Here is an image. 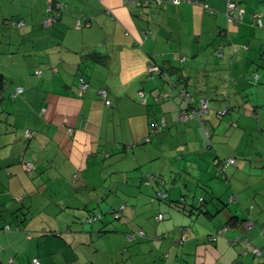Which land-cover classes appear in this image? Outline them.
Returning <instances> with one entry per match:
<instances>
[{"label": "crops", "instance_id": "crops-1", "mask_svg": "<svg viewBox=\"0 0 264 264\" xmlns=\"http://www.w3.org/2000/svg\"><path fill=\"white\" fill-rule=\"evenodd\" d=\"M231 1L239 24L228 0H0V264H264V0ZM184 89L205 122L182 120ZM183 185L206 214L157 198ZM125 203L121 223L81 221Z\"/></svg>", "mask_w": 264, "mask_h": 264}, {"label": "trees", "instance_id": "trees-1", "mask_svg": "<svg viewBox=\"0 0 264 264\" xmlns=\"http://www.w3.org/2000/svg\"><path fill=\"white\" fill-rule=\"evenodd\" d=\"M228 1H231V0H228ZM232 2V1H231ZM234 3V2H233ZM229 4V3H228ZM236 4V6H237V8H238V5H237V3H235ZM227 10H228V7H227ZM234 14H236V15H238V18H239V20L238 21H229L230 23H237V24H239L240 22H241V20L243 19V15H241V14H238V11H235L234 12ZM228 20H229V15H228ZM260 26V25H259ZM39 72H41V71H39ZM43 72V71H42ZM42 75V74H41ZM257 78L259 77V75H257L256 76ZM80 79H83V80H85L83 77H80L78 80H80ZM86 82H87V80H85ZM87 84L89 85V83L87 82ZM80 86H81V80H80ZM20 87V86H19ZM5 88H7L6 87V82L4 81V79H3V76L2 75H0V90H4ZM17 89V88H16ZM16 89H15V92L13 93V92H11V97L13 96V94H14V96L15 97H17V96H19V95H16ZM183 94L184 93H187V94H189V96H190V99H191V102H188V104H189V108L188 109H190V108H192V109H201L202 107H203V102H207V110H208V112H206V113H204L203 115H202V117L200 118V121L201 122H205L204 121V117H205V115L206 114H208L209 112H210V99H198V98H195V95L192 93V91H190L189 89H184V92H182ZM223 97H225V100L226 101H229V97H228V95L227 94H223ZM13 98V97H12ZM231 111V109L229 110V109H226V110H220L219 111V114H221V115H226L227 113H229ZM29 130H27L26 132H28ZM32 132V131H31ZM33 133V132H32ZM25 135H26V133H25ZM229 160H233L234 162L233 163H230L229 162ZM19 161H20V163L21 164H23V166H25L27 163H31V162H29V161H26V158H25V156L24 155H22L20 158H19ZM235 158L234 159H228L227 160V163L228 164H234L235 163ZM226 162V161H225ZM225 162L224 161H220V160H217V161H215V163H214V166L216 167V168H218V171H219V173L222 175L223 173H225L226 172V168L224 167V165H225ZM32 164V163H31ZM25 168V167H24ZM26 169V168H25ZM33 170V169H32ZM32 170H27V171H32ZM153 180H156L157 181V177L154 175V174H147V175H145L144 176V178H143V180H142V183H144L145 185H147V186H151L152 185V181ZM185 187V186H184ZM207 187V186H206ZM186 188V187H185ZM157 194H158V197L157 198H161L160 199V201L162 202H164V203H167V205H170V206H172V207H174V208H176V209H179L180 211H183V212H185L186 214H195V215H200L201 213H204V214H206V210L204 209V204H205V202H204V200H205V198L206 197H200V199H199V204H200V206L199 205H196V204H194V201H195V199H196V197H189V192H185V193H183L180 197H178L177 198V200L176 199H174V198H170L169 197V195L167 194V193H165V194H163V193H161V192H157ZM156 198V197H155ZM124 207V208H123ZM128 207V204L127 203H125V204H123L122 206H121V208H118V209H111L110 210V212L109 211H107V213H105L103 210H102V208H100V207H98V210H97V208H95V210L93 209V211L91 212V214L90 215H88V216H85V215H83V217L81 218V221H82V223H83V225H86V224H90V225H93V224H95V223H97V222H103L104 220L103 219H105L106 217H107V214H113V222H115V221H118V222H120L121 223V220H122V217H123V214H122V212H123V210L124 209H126ZM158 215H162V217H163V220L165 219V217H164V214H162V213H160V214H158ZM157 215V216H158ZM156 216V218H158ZM115 220V221H114ZM163 220H158L157 219V221L158 222H161V221H163ZM8 227V226H7ZM114 229H116L115 228V226H114ZM225 230H226V228L224 229V230H222V231H220V232H218V233H216V234H213V236H210V239H211V241H217L219 238L218 237H221L223 234H224V232H225ZM107 231H110V230H107ZM100 232H103V230H101ZM143 233V235H140V233ZM143 237V236H145V232L144 231H138L137 233H134V234H129L128 235V237L130 238V237ZM168 235L166 234L165 236H164V238H166ZM163 238V236H159V237H157V239H162ZM132 239V238H131ZM130 239V240H131ZM185 239H186V236L185 235H183V236H181V238H180V242H184L185 241ZM253 252H254V249H253ZM255 254V253H254ZM261 254H262V251H261ZM256 255V254H255ZM258 256V255H257ZM261 256V255H260ZM35 259H37V258H35ZM33 261V260H32ZM38 261H39V264H41V262H40V260L38 259ZM33 264V263H32Z\"/></svg>", "mask_w": 264, "mask_h": 264}, {"label": "built area", "instance_id": "built-area-1", "mask_svg": "<svg viewBox=\"0 0 264 264\" xmlns=\"http://www.w3.org/2000/svg\"><path fill=\"white\" fill-rule=\"evenodd\" d=\"M133 1L137 4V5H141V6H145V5H148V6H154V7H161L165 4H168V3H171V4H175V5H178L180 4V2L182 1H188V0H143V1H136V0H124V2L126 3H133ZM228 10H227V15H229V21H238L239 18H238V15L234 14L235 11L238 10L237 6L235 3L231 2V1H228ZM58 13H55L53 14V16H51L50 19H48L45 23H46V26H50L52 25L53 21L55 20V18L58 16L57 15ZM259 25L262 26L261 24V21L259 22ZM155 70H159V68H154ZM42 74V72H38V75L40 76ZM81 80V89L83 91H85L89 85L87 84V82L83 79H80ZM101 96L103 97V99L105 100L107 106H111L113 102H111L108 98V90L106 89H101ZM24 92V88L23 87H17L16 89V95H19V94H22ZM140 96L141 97H145V93L143 91L140 92ZM183 97H185V99H187L188 102H191V99H190V96L189 94L187 93H184L182 95ZM205 112H208L207 110V102H203V107L201 109H192L190 108V110L188 111H185V113L182 114V120L185 121L187 119H190V118H201L202 115L205 113ZM69 131H73V128H70ZM32 135L33 133L28 131L26 132V136L28 138H32ZM230 163H233L234 161L233 160H229ZM26 170H32V167L33 165L31 163H27L25 166ZM124 208V207H123ZM158 220H163V217L162 215H158L157 216ZM251 223L248 222V225H250ZM140 235H143V233L141 232ZM133 238L132 236L130 237V239ZM254 249V253L258 256L261 255V250L259 248H253ZM33 264H39V261L38 259H33L32 261Z\"/></svg>", "mask_w": 264, "mask_h": 264}, {"label": "rangeland", "instance_id": "rangeland-1", "mask_svg": "<svg viewBox=\"0 0 264 264\" xmlns=\"http://www.w3.org/2000/svg\"><path fill=\"white\" fill-rule=\"evenodd\" d=\"M186 103H188V101H186ZM253 138H250L249 139V141L250 142H253ZM248 168H251V167H248ZM254 168L256 169V167L254 166ZM260 169V168H259ZM212 178V177H211ZM213 178L214 179H220L218 176H214V173H213ZM213 179V180H214ZM240 179V184H246V183H248L249 182V179L247 178V175H241V177L239 178ZM251 183H253V181H252V179H251ZM183 187V193H185L186 192V188L184 187V185L182 186ZM204 188H206L207 189V187L206 186H204ZM170 189V188H169ZM196 189H193L192 190V192L193 193H190L189 194V197H196V204H198V205H200L199 204V199H200V197H204V196H210V194L209 193H207V192H205L203 189H200L199 191H195ZM185 191V192H184ZM195 191V192H194ZM175 192V191H174ZM156 197V196H155ZM152 200H154V199H152ZM97 208V207H96ZM97 210H98V208H97ZM111 210V209H110ZM110 210H109V212H110ZM108 217H111L112 219H113V214H108ZM115 221V220H114Z\"/></svg>", "mask_w": 264, "mask_h": 264}]
</instances>
